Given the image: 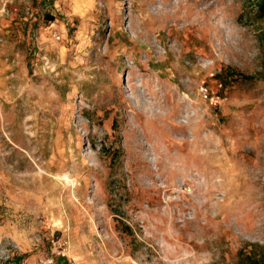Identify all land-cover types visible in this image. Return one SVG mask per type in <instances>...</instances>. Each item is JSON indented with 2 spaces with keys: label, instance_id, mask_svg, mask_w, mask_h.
Listing matches in <instances>:
<instances>
[{
  "label": "rangeland",
  "instance_id": "374dc122",
  "mask_svg": "<svg viewBox=\"0 0 264 264\" xmlns=\"http://www.w3.org/2000/svg\"><path fill=\"white\" fill-rule=\"evenodd\" d=\"M259 4L0 0V264L264 245Z\"/></svg>",
  "mask_w": 264,
  "mask_h": 264
},
{
  "label": "trees",
  "instance_id": "16d2710c",
  "mask_svg": "<svg viewBox=\"0 0 264 264\" xmlns=\"http://www.w3.org/2000/svg\"><path fill=\"white\" fill-rule=\"evenodd\" d=\"M259 8L264 12V0H260ZM235 264H264V245L248 242L238 251V261Z\"/></svg>",
  "mask_w": 264,
  "mask_h": 264
},
{
  "label": "bare ground",
  "instance_id": "6f19581e",
  "mask_svg": "<svg viewBox=\"0 0 264 264\" xmlns=\"http://www.w3.org/2000/svg\"><path fill=\"white\" fill-rule=\"evenodd\" d=\"M170 27H172V26H170ZM169 27V25H168V28H170ZM172 28H170V29H168V30H170L169 32H172L173 30H171ZM173 33V32H172ZM149 53H153V50H151V49H149ZM173 55H174V52H171V51H167L166 52V61L168 60V59H170V58H172L173 57ZM159 57H163V55L162 54H159ZM175 115V113H171L170 114V117L171 116H174ZM168 124H173V125H179V126H183L182 124H179L176 120H170L169 118H166V120H165ZM166 138L167 139H171V137L170 136H168V134L166 133ZM207 155L210 157V159H211V167H213V162H215V155H214V152L213 151H210V150H208V152H207Z\"/></svg>",
  "mask_w": 264,
  "mask_h": 264
}]
</instances>
